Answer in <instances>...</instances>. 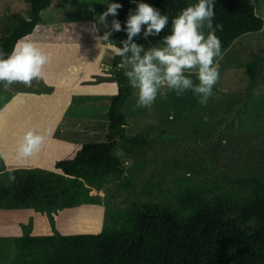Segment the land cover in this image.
Masks as SVG:
<instances>
[{"label": "trees", "instance_id": "trees-1", "mask_svg": "<svg viewBox=\"0 0 264 264\" xmlns=\"http://www.w3.org/2000/svg\"><path fill=\"white\" fill-rule=\"evenodd\" d=\"M54 1L23 0L28 9L26 17L22 8L0 17V49L10 53L17 40L25 37L32 42L96 44L100 41L92 18H67L59 27L42 23L43 11ZM110 1L122 5L118 16H111L110 27L112 20L117 19L123 29L130 12L129 0ZM143 1L167 16L168 24L159 34L146 38L141 29L133 37L135 44L164 42L171 34L172 20L197 2ZM263 24L253 0H215L213 29L221 26L216 29L221 47L246 32L261 29ZM203 27L208 32L212 30L206 22ZM113 34L117 47H122L127 39L126 31H113ZM127 56L131 57V52ZM123 59L114 55L109 61L114 66L113 79L118 89L110 97L104 139L75 142L65 155L54 160L53 168L15 169L11 173L14 181L10 176L5 179L0 175V208H33L45 213L51 225L49 233L32 234L29 221L22 225L21 234L0 239V264H264V155L260 172L244 180L251 190L236 204V215L228 214L226 197L207 196L202 190L203 183L193 177H175L179 182L175 190L164 186L163 181L168 179L161 167L155 172V181L145 178L155 185L149 192L142 181L136 180L132 166H125L116 153L120 146L126 155L136 159L153 142L126 129L123 106L131 85L125 69L117 67ZM263 59L264 54L255 53L247 60L245 70L249 78H254ZM184 169L190 171L185 165ZM110 179L140 195L135 193L124 207L109 209L101 195L90 191L100 189ZM205 184L210 188L216 182L212 179ZM83 203L104 206L100 230L59 231L54 215L63 208Z\"/></svg>", "mask_w": 264, "mask_h": 264}, {"label": "rangeland", "instance_id": "rangeland-1", "mask_svg": "<svg viewBox=\"0 0 264 264\" xmlns=\"http://www.w3.org/2000/svg\"><path fill=\"white\" fill-rule=\"evenodd\" d=\"M253 1L256 13L262 16L264 20V0ZM141 2L144 3L143 0H136V2L129 0L130 11L133 14L137 3ZM108 3L112 2L110 0H55L52 6L43 11L41 22L59 27L67 18L93 17L103 32L105 25L98 22V17L106 11ZM19 8H22L20 10L26 17L28 9L23 0H0V17H7L8 13ZM110 18L111 16L108 17L107 22L109 26ZM142 29L144 33V27ZM200 31L206 38L208 31L204 27ZM107 32H110L111 35L108 40L102 41L103 45L109 43L110 47L118 48L112 29ZM137 45L142 47L141 57L147 51L166 47L164 42H147V44L138 43ZM39 48L49 57V61L44 67L52 66L53 57L50 56L52 51ZM221 51L222 58L217 57L215 61L219 64V80L213 88L214 95L209 97L207 104H201L200 97L192 89L177 95L176 90L169 88L165 82L158 86L156 100L151 108L138 107L136 104L138 90L131 86L130 95L123 106V111L127 115L126 129L130 133L144 135L153 142L151 147H147L146 151L140 155L141 157L136 159L134 156L126 155L120 146H117L116 153L121 156L125 166H132L136 172V180L142 181L144 183L142 186H146L149 192L155 185L152 182H147L146 179L155 181L157 179L155 172L161 167L163 171H166L165 177L168 179V181H163L164 186H170L171 190H175L179 184L174 180L175 177H193L201 184L203 183L202 190L207 196L219 194L221 197H226L228 199L227 211L232 216L237 214L236 204L251 190L244 180L249 179L253 173L260 172L263 167L261 159L264 155V59L261 61L254 78L248 77L245 63L255 53L264 54V24L259 30L246 32L236 37L228 46L221 47ZM153 63L162 67L158 61H153ZM72 64H77V61L66 59L60 62L59 66L66 67ZM99 65L101 67L96 72L95 78L98 79L101 77L100 75H105L107 76L105 78L109 76L113 79L114 66H105L101 63ZM123 68L128 72L131 70V65H125ZM197 72L198 69H192L185 70L184 73L193 81L194 86L199 83ZM39 85H41L40 80H34L30 87L16 83L5 88L3 84H0V101L4 99V95H7V100L13 99L10 107L1 113L2 120L18 118L23 121L27 119L29 124H34L37 119L50 114L49 117H45L43 128L45 130L51 129L54 125V111L57 104L54 103V96L39 93ZM19 91H30L35 94L21 95L18 93ZM66 95L60 91L57 97L59 99ZM104 99L101 96L99 100H94L96 105L93 111H90L94 105L92 104L93 101L78 100L77 103L83 104L85 107L78 106L77 110L74 108L76 106L74 101L68 109V112L74 116L70 118L71 114L66 115L63 118L64 121L55 126L56 136L62 135L68 138L70 141L67 143L70 146L75 142L104 139L108 131L107 111L110 104V99ZM12 107L11 112H8ZM46 109L51 113H47L49 111L46 112ZM72 119L77 120L79 126L71 125L72 123L69 121ZM29 127L34 126L30 125ZM4 129V126L0 127V140L5 137ZM21 129L23 134L19 133L18 135L23 137L26 126L23 125ZM45 133L41 132L40 134ZM61 152L62 150L57 153L61 154ZM38 153L30 156V159H36ZM55 158L58 157L56 156L52 160L50 157L47 160L43 159L41 166L53 168L54 163L52 161L54 162ZM3 161L6 162V165H3L2 160H0V175H3L5 179L11 176L15 169L22 171L32 168L29 165L17 167L12 163L9 164L7 160ZM175 163L180 166L176 167ZM184 165L186 168L189 167V172L184 169ZM195 170L199 172H195ZM212 179L215 180L216 184L212 185L210 189L205 182L208 183ZM90 192L101 195L105 202L104 205L108 206L109 209L116 208V206L124 207L134 197L135 193V195H140L136 191H129L127 188L121 187L115 179L107 180L100 189H91ZM143 194L145 193L143 192ZM101 207L102 225L104 206ZM65 210L66 208H63L54 215L55 226L59 231H63L62 228L71 223L68 218L63 219V225L60 223L63 222L60 219L65 214ZM68 213L71 214V211ZM1 215L3 214H0V239L21 234L23 232L22 225L29 221L32 223V234L51 232L47 215L33 208L28 212L24 210L20 213L17 212L13 214L15 216L10 218ZM39 222L47 223V229L36 231V224ZM250 223L253 224V221ZM76 230L79 229H73V231ZM1 257L0 252V259Z\"/></svg>", "mask_w": 264, "mask_h": 264}, {"label": "clouds", "instance_id": "clouds-1", "mask_svg": "<svg viewBox=\"0 0 264 264\" xmlns=\"http://www.w3.org/2000/svg\"><path fill=\"white\" fill-rule=\"evenodd\" d=\"M121 7L119 3H108L106 11L99 15L98 22L107 27L108 17L118 16ZM214 18L215 0H197L172 20L171 34L164 39L166 47L147 51L143 57L140 56L142 47L132 43L133 37L141 33L142 26H146L145 38L159 34L168 24V17L161 15L150 4L141 2L137 3L134 14L129 12L123 29L119 20H112L113 31L127 33V39L122 42L123 46L114 47L113 51L116 56L124 58L117 65L118 68L131 65L126 76L130 85L138 90V107L151 108L156 100L158 86L165 82L169 88L176 90L177 95L192 89L200 97V103L207 104L209 97L214 95L213 88L219 80V64L215 61L217 57L222 58L221 41L216 35V29L221 26L216 25V29H213ZM205 22L212 29L206 38L200 31ZM110 35V32H106L102 39L106 41ZM129 52L131 57L127 56ZM48 61V55L31 40L21 38L10 53L0 49V84L5 88L16 83L30 87L34 80L43 78V68ZM153 61H158L162 67H158ZM192 69H198L199 83L195 86L184 74L185 70ZM43 143V135L33 130L26 131L17 150L19 157L23 159L34 155ZM9 179L14 181L15 176L12 175Z\"/></svg>", "mask_w": 264, "mask_h": 264}, {"label": "crops", "instance_id": "crops-1", "mask_svg": "<svg viewBox=\"0 0 264 264\" xmlns=\"http://www.w3.org/2000/svg\"><path fill=\"white\" fill-rule=\"evenodd\" d=\"M92 19L94 20L95 26L101 36L100 41L96 44L75 42H33L38 48H46L52 51V55H50L51 57H53L51 63L52 66H46L43 68L44 75L43 78L40 79L41 85H39L38 88L39 93H41L42 95L47 94L54 96V103L57 104L54 111V125L51 129L48 128V130H45L43 128L45 126L44 119L46 116L49 117L50 114H45L46 116L37 119L34 124H29L27 119H24L23 121L18 118L12 120H2L3 117H0V127L4 126V132L6 133L5 137L0 140V160H2L3 165H6V162L3 160H7L9 164L12 163L17 167H23L24 165H29L30 167H42L41 165L43 159L47 160V158L50 157L52 160V158L56 156L60 158L61 156L65 155L73 145L70 146L67 143L70 141L68 138L63 137L62 135L56 136L57 132H55L54 128L59 122L64 121L63 118H65L66 115L71 114L70 112H68V109L73 105V102L75 101L76 106L74 105V108H76L77 110L78 106L85 107L83 104H78V100H91L93 101L92 104L94 105H92L90 111H93L96 105L94 103V100H99V97L101 96L105 98L104 100L110 99L111 95L117 91L118 85L116 80L109 78V76L108 78H105L107 77L105 75H100L103 78H95L96 72L99 71V67H101L99 65L100 63L105 66H113L109 63V61L115 54L113 51L114 46L110 47L109 43L103 45L104 43L102 42V37L109 29H111L110 26L107 25V27H105V30H103L102 32L98 23H96V20L93 17ZM66 59H69L70 61H77V64H72L71 66L66 67L59 66L60 62L65 61ZM60 91H63L67 95L58 99L57 95ZM18 93H20L21 95L35 94L30 91H19ZM3 97L4 99L0 101V115L5 111V109H8L10 107V103L13 101L12 98L7 100V95H4ZM13 107L9 109L8 112H11ZM47 111L49 110L46 109V112ZM47 113H51V111ZM73 116L74 115L71 114L70 118ZM69 123H72L71 125H75V127L79 126L77 120L74 121L72 119L69 121ZM23 125L26 126V131L33 130L38 134H40L41 132H46L45 134H43L44 143L38 151L39 153L37 154L38 157L36 159H30V157L21 159L18 155L17 150L20 142L22 141V135L20 136L18 134H23V131L21 129ZM30 125H33L34 127L30 128ZM61 150V154H58L57 152ZM52 163L54 162L52 161ZM88 206H96L88 208H90V211L98 212L100 213V215H102V207L100 205L95 204ZM30 209L32 208H0V214H3L1 215L3 217L9 216L8 218H10L15 216L13 214L17 212L20 213L22 210L28 212ZM66 210L72 209L66 208ZM39 223L47 225V223L45 222ZM43 230L46 229L44 228ZM62 230L65 231H61L62 233L76 232L72 229L62 228Z\"/></svg>", "mask_w": 264, "mask_h": 264}, {"label": "bare ground", "instance_id": "bare-ground-1", "mask_svg": "<svg viewBox=\"0 0 264 264\" xmlns=\"http://www.w3.org/2000/svg\"><path fill=\"white\" fill-rule=\"evenodd\" d=\"M85 204V203H84ZM86 205V206H85ZM80 204L74 207H69L68 209L72 210H65V214L62 215V219H60V222L62 225L64 223V218H68L71 223L64 226L65 229H79L76 231L80 232H96L101 227V215L98 212H92L90 211V208L88 207H96V206H88V205H95V204ZM64 211V210H63ZM71 211V214L68 213ZM60 225V226H62ZM46 224H37L36 230L41 231L44 228L47 229Z\"/></svg>", "mask_w": 264, "mask_h": 264}]
</instances>
